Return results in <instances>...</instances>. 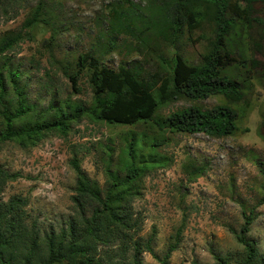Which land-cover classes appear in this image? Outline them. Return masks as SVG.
I'll return each instance as SVG.
<instances>
[{
    "label": "rangeland",
    "instance_id": "obj_1",
    "mask_svg": "<svg viewBox=\"0 0 264 264\" xmlns=\"http://www.w3.org/2000/svg\"><path fill=\"white\" fill-rule=\"evenodd\" d=\"M30 1V7L20 8L10 18L0 14V38L7 31L10 36L21 35L0 53V66L8 60L2 101L9 115L20 106L23 109L13 117L14 130L53 119L64 121L66 129L42 130L32 139L12 138L0 144V164L15 174L4 184L0 200L22 196L27 201V223L35 220L42 233L58 231L75 215L71 197L76 173L71 159L79 160L104 196L109 174L117 180L126 175L131 146L138 153L134 158L150 157L127 188L133 196L129 210L141 225L137 233L129 232L131 239L152 236V254H141L143 264H161L176 238L168 264H213L214 255L228 252L237 257L242 245L235 235L252 208L255 217L246 235L263 252L264 201H258L264 196V1L255 3L245 20L237 19L225 39L233 60L222 71L237 80L242 98L233 102L220 94L195 100L181 95L160 105L153 118L161 120L192 105L210 109L226 104L238 115L236 132L225 136L168 131L153 121L109 124L88 112L73 116L77 106L91 109L96 101L87 70L77 75L75 89L68 77L76 72L77 56L84 52L101 66L116 70L122 65L150 81L165 76L177 55L188 65H197L214 38L211 6L198 2L194 27L188 29L184 23L176 35L167 31L168 37L161 38L159 30L168 25V19L151 6L152 0H42L44 14L24 27L37 2ZM125 6L136 18L129 30L118 25L119 30L113 18ZM4 131L0 117V134ZM196 168L200 173L190 180L189 171ZM121 244L118 238L98 245L104 263L109 261L106 252L113 255Z\"/></svg>",
    "mask_w": 264,
    "mask_h": 264
},
{
    "label": "trees",
    "instance_id": "obj_2",
    "mask_svg": "<svg viewBox=\"0 0 264 264\" xmlns=\"http://www.w3.org/2000/svg\"><path fill=\"white\" fill-rule=\"evenodd\" d=\"M262 1L264 0H170L156 3L152 0L151 6L168 19V25L159 30L161 38L168 37L167 31L172 36L176 35L184 23L188 29L194 27L199 19V11L196 9L198 2L212 7L211 24L214 38L201 62L197 65H188L177 55L165 76L159 78L160 80L150 81L131 68L122 65L116 70L104 67L90 53H80L76 61L77 70L73 74H68V77L75 89L77 75L83 69L87 70L96 105L91 109L77 106L73 116L88 112L109 124L127 125L153 121L158 127L168 131L203 132L211 136L235 133L238 114L234 108L226 104L215 105L210 109L192 105L173 112L164 119L153 118L160 105L181 95L195 100L211 94H220L233 102H238L242 98L237 80L222 71L233 60L230 57V50L226 48L225 39L231 29L235 28L237 19L245 20L254 4ZM43 3L42 0H37L30 16L23 22L24 27L40 20L45 9ZM132 4L128 2V5ZM30 6V0H0V14L10 18L17 14L20 8ZM127 9L129 10L128 6L118 9L113 22L114 25L129 30L131 21L136 17L134 11L129 10L130 13H127ZM262 22L264 23V19ZM9 34L7 31L0 38V53L21 39L20 33L14 36ZM7 64L8 60H5L0 66V117L5 125L4 133L0 134V144L12 138L32 139L42 130L60 128L65 131L66 123L55 119L36 124L30 129L11 128L13 117L22 113L23 109L20 106L15 114L9 115L8 107L2 101L6 83L3 77L5 69L8 80ZM14 76L15 72L11 71L12 83L15 81ZM261 130V135L264 136V121ZM128 149L131 162L126 175L123 179L117 180L115 175L109 174L108 180L111 182L104 196H101V191L81 168L79 160L76 157L71 159L70 164L76 173L74 194L71 197L75 215L58 231L42 233L37 228L35 220L27 223L29 215L24 210L27 201L22 196L13 195L7 201L0 200V264H106L98 253V245H109L118 238L122 244L113 251V255L106 252L109 257L107 264H143L141 254L143 252L152 254L150 246L152 236L142 240L131 239L129 232L137 233L141 225L139 219L133 218V213L129 210L128 204L133 196L127 188L136 182L141 169L147 167L146 161L150 157L144 160L141 157L134 158L138 153L131 146ZM199 173L198 168L189 171L190 180L196 178ZM14 177L15 174L8 173L0 164V191L4 184ZM263 201L264 196L258 204ZM254 217L252 208L249 213L244 214V222L235 235L237 243L242 245V253L237 257L231 252L216 254L213 264H264V251L260 252L256 243L246 235ZM179 232L177 231V234ZM176 241L160 259L161 264H168L167 258L175 249ZM129 246L132 247L130 253Z\"/></svg>",
    "mask_w": 264,
    "mask_h": 264
}]
</instances>
